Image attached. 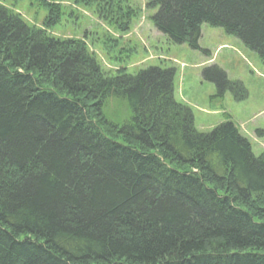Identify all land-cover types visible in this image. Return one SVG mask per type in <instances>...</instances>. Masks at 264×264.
<instances>
[{
	"label": "trees",
	"instance_id": "trees-1",
	"mask_svg": "<svg viewBox=\"0 0 264 264\" xmlns=\"http://www.w3.org/2000/svg\"><path fill=\"white\" fill-rule=\"evenodd\" d=\"M4 1L0 264H264V153L255 156L228 120L197 131L173 97V69L108 76L84 44L43 31L59 23L49 0H36L47 14L43 29L28 27ZM67 1L92 4L100 19L128 28L119 22L130 14L118 8L124 0ZM146 7L173 44L198 50L207 25L264 65V0ZM219 72L217 96L233 85ZM112 101L126 115L108 132L123 142L99 124Z\"/></svg>",
	"mask_w": 264,
	"mask_h": 264
},
{
	"label": "rangeland",
	"instance_id": "rangeland-1",
	"mask_svg": "<svg viewBox=\"0 0 264 264\" xmlns=\"http://www.w3.org/2000/svg\"><path fill=\"white\" fill-rule=\"evenodd\" d=\"M146 1L124 0V5L118 6L130 12L127 19L119 21L123 27L128 23L124 31L100 19L92 4L49 0L59 10V23L43 31L59 40L73 39L84 44L108 76L135 75L150 67L173 69V97L191 111L197 131L208 133L228 120L249 142L255 156L264 153V65L257 55L222 29L207 25L201 26L198 50L173 44L155 30L151 21L155 11L146 7ZM112 2L115 0L106 3L109 6ZM2 5L28 27L43 29L47 14L38 1L6 0ZM210 67L216 69L205 75V69ZM219 71L233 84L220 97L215 85L223 81ZM125 115L123 103L110 102L101 119L107 128L99 121L102 131L123 142L108 128L109 123L116 125Z\"/></svg>",
	"mask_w": 264,
	"mask_h": 264
},
{
	"label": "bare ground",
	"instance_id": "bare-ground-1",
	"mask_svg": "<svg viewBox=\"0 0 264 264\" xmlns=\"http://www.w3.org/2000/svg\"><path fill=\"white\" fill-rule=\"evenodd\" d=\"M218 125H219V124H218ZM215 127H216V126H215ZM215 127H214V128H215Z\"/></svg>",
	"mask_w": 264,
	"mask_h": 264
}]
</instances>
